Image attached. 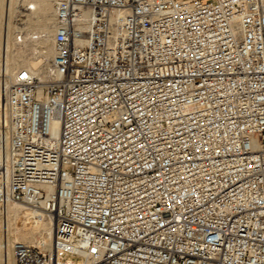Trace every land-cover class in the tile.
I'll list each match as a JSON object with an SVG mask.
<instances>
[{"label":"built area","instance_id":"obj_1","mask_svg":"<svg viewBox=\"0 0 264 264\" xmlns=\"http://www.w3.org/2000/svg\"><path fill=\"white\" fill-rule=\"evenodd\" d=\"M53 14L51 78L17 67L0 103V218L54 223L15 264H264V0Z\"/></svg>","mask_w":264,"mask_h":264},{"label":"bare ground","instance_id":"obj_2","mask_svg":"<svg viewBox=\"0 0 264 264\" xmlns=\"http://www.w3.org/2000/svg\"><path fill=\"white\" fill-rule=\"evenodd\" d=\"M17 1L18 0H9L7 2L8 19L7 22L5 23L7 26L6 28H8V34L11 32L10 31L12 25L11 17L12 18L15 17V15L12 16V14L17 8L16 7ZM4 5H5V0H0V29L2 25L3 12L5 11ZM22 5L23 8L28 10V12H25V14L27 13V17H26L27 19L25 20V22H29L31 19V21L35 22L37 24V28L43 33V34L41 33L42 34L41 38L39 37L38 44L35 45L34 43L35 46H39L40 57L39 58L37 56L35 58H30V56L26 57L27 56L26 53H25L26 56H24L23 54L25 51L23 52L19 50L20 48H18V50L20 51L18 52V54L12 53L6 56V61L4 60L5 63L3 65V77L1 78L0 76V103L5 98V92L7 91L8 85L10 84L13 78L16 67H20V66L31 67L32 69H34L35 73L41 77L43 82H46L51 78L50 76L51 61L55 54V50L53 46V35L55 31L54 22H53L54 0H23ZM8 39H10V37ZM35 49L37 48L35 47L33 51ZM5 228L6 231L8 232L7 233L8 236L6 234L7 236L6 240H2V239L0 240V261L1 264H15L13 248H12L15 238L12 237L13 235H11V232L13 233L11 229L12 228L17 229L18 235H16L17 237L15 236L17 240H22L28 243H37L38 237L36 234H39L44 238V240L47 243H49L53 235L54 223L50 217L45 215L43 209L33 208L25 204L12 202L8 206V212L6 216L0 218V233L3 232Z\"/></svg>","mask_w":264,"mask_h":264},{"label":"rangeland","instance_id":"obj_3","mask_svg":"<svg viewBox=\"0 0 264 264\" xmlns=\"http://www.w3.org/2000/svg\"><path fill=\"white\" fill-rule=\"evenodd\" d=\"M9 0H5V11L3 12V18H2V25H1V29H0V62H1V64H0V76H1V78L3 77V65H4V63H5V61H6V56L8 55V54H18V52H20L19 50H21V51H25L23 54H24V56H26V57H29L30 56V58H35L36 56L39 58L40 57V51H39V46H35V45H37L38 44V41H39V37L41 38V36H42V32L37 28V24L35 23V22H33V21H31V19H30V21L29 22H26L27 23V28H26V30L24 31V32H22V33H17L16 32V30H15V28H13V27H15L14 26V17L12 18L11 17V32L8 34V28H6L7 26H6V23L5 22H7V19H8V13H7V7H8V2ZM22 2H23V0H18L17 1V8L15 9V11L13 12V14H12V16H14L19 10H21V9H25V8H22ZM26 2V1H25ZM21 6V7H20ZM27 10V9H26ZM27 12H28V10H27ZM27 14V13H26ZM27 17V16H26ZM27 19V18H26ZM33 24H32V23ZM30 23V24H29ZM34 30V31H33ZM39 30V31H38ZM4 32V33H3ZM35 32V33H34ZM42 33V34H41ZM7 34V35H6ZM8 35H9V37H10V39H8L9 37H8ZM19 35V36H18ZM24 36H25V39H24ZM6 39H7V41H6ZM11 39H12V41H11ZM38 39V40H37ZM21 40V41H20ZM18 42V43H17ZM29 42V43H28ZM34 43H35V45H34ZM17 44V45H16ZM24 44H27V45H23ZM9 45V46H8ZM29 46V47H28ZM33 46H34V48L36 47L37 49H35L34 51H33ZM23 47V48H22ZM8 48V49H7ZM18 48H20L19 50H18ZM27 48V49H26ZM7 50V51H6ZM27 51V52H26ZM28 52H29V54H28ZM25 53H26V55H25ZM5 54V55H4ZM34 54H35V56H34ZM5 60V61H4ZM17 68V67H16ZM2 82V81H1ZM13 229H15V230H13ZM11 231H13V233L11 232V235H13L12 237H14L15 238V240H17V236L16 235H18V232H17V229L16 228H12L11 229ZM8 232L6 231V228L3 230V232H1L0 233V240L2 239V240H6V238H7V236H8V234H7ZM6 234H7V236H6ZM15 234V235H14ZM37 235V237H38V239H39V236H41V235H39V234H36ZM16 236V237H15ZM2 237V238H1ZM0 264H1V261H0Z\"/></svg>","mask_w":264,"mask_h":264}]
</instances>
